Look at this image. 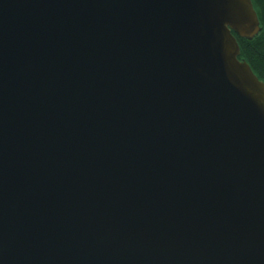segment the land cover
Listing matches in <instances>:
<instances>
[{
  "label": "water",
  "instance_id": "obj_1",
  "mask_svg": "<svg viewBox=\"0 0 264 264\" xmlns=\"http://www.w3.org/2000/svg\"><path fill=\"white\" fill-rule=\"evenodd\" d=\"M259 32L250 0H0V264H264Z\"/></svg>",
  "mask_w": 264,
  "mask_h": 264
},
{
  "label": "trees",
  "instance_id": "obj_2",
  "mask_svg": "<svg viewBox=\"0 0 264 264\" xmlns=\"http://www.w3.org/2000/svg\"><path fill=\"white\" fill-rule=\"evenodd\" d=\"M256 13L260 32L252 40L236 37L239 46V59L244 60L254 75L264 83V0H250Z\"/></svg>",
  "mask_w": 264,
  "mask_h": 264
}]
</instances>
